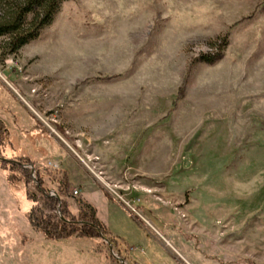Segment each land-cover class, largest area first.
Instances as JSON below:
<instances>
[{
    "label": "rangeland",
    "instance_id": "obj_1",
    "mask_svg": "<svg viewBox=\"0 0 264 264\" xmlns=\"http://www.w3.org/2000/svg\"><path fill=\"white\" fill-rule=\"evenodd\" d=\"M225 35L220 57L199 60ZM0 121L6 157L68 173L74 212L79 197L100 213L103 192L121 201L145 264H187L159 230L183 227L189 200L204 218L232 219L264 263V0H64L37 38L0 57ZM21 184L0 163V264H37L38 236L79 264L68 248L86 239L35 233ZM193 250L209 261L197 264L217 263Z\"/></svg>",
    "mask_w": 264,
    "mask_h": 264
},
{
    "label": "trees",
    "instance_id": "obj_2",
    "mask_svg": "<svg viewBox=\"0 0 264 264\" xmlns=\"http://www.w3.org/2000/svg\"><path fill=\"white\" fill-rule=\"evenodd\" d=\"M63 1L0 0V37L5 38L0 45V57L17 54L22 46L37 38L40 31L51 24ZM227 44V35L218 37L210 43L214 53L201 54L199 60L213 62L222 55ZM7 137L8 130L0 121V163L9 166L10 171L20 177L22 197L28 202L24 216L35 232L56 242L73 237L97 239L100 244L106 243L107 240L118 256L128 260L129 264H137L129 255L126 241L114 236L107 229L99 220L97 210L91 203L79 197L76 199L77 211L71 209L70 200L74 195L69 191L71 181L67 172L57 170L59 176L51 174L47 167H35V163L26 155L9 159L4 154L10 142ZM48 175H52L51 180L57 182L54 195L51 194ZM21 240H24L23 236ZM110 257L117 260L113 255Z\"/></svg>",
    "mask_w": 264,
    "mask_h": 264
},
{
    "label": "crops",
    "instance_id": "obj_3",
    "mask_svg": "<svg viewBox=\"0 0 264 264\" xmlns=\"http://www.w3.org/2000/svg\"><path fill=\"white\" fill-rule=\"evenodd\" d=\"M103 193L101 197L103 205L105 206L103 213H100L98 208L94 204H92L90 200H88V198L87 201L96 208L99 220L107 227V229L114 236L123 238L127 244H130V257L135 260L137 264H145V259L141 258V255L144 256L146 254L142 246L146 241L145 236L143 235V233H141V235H138L136 239L134 238L135 235L140 231L139 227H136V224L134 222H136L138 225L139 222L135 219L134 215H131V212L121 203V201H118L114 197L107 196L105 192ZM191 202L192 201L189 200V202L185 206H183V208L187 210V213L185 212V218L181 219V221L184 223L183 227H179L182 228L181 230L179 228L178 230L174 228V221H170L169 223L166 222L165 224L159 221L164 229L165 234H163V232L158 229L161 232L160 235L164 237L167 243H171L176 250L182 253L184 259H186L187 264L209 263L208 260H204V262H201L202 260L199 261L196 259L197 256L194 254L195 250H193V247L195 246L196 250L200 253H204L205 256H213V261L217 262L215 264H264L262 263L263 261L261 259H255L256 257L253 254L256 250L255 241L251 237L248 238V235L246 233L245 235L238 234V226L236 223L231 221L232 219H230V222L228 221V219H224L221 217H214L213 219L204 218L193 209L189 210ZM150 213L153 214L152 212ZM128 214L133 221L127 217ZM157 218L158 217H156V219ZM245 227L246 226L243 225L241 228L247 232ZM42 237H44L47 241L56 244H61L63 242L49 240L43 235ZM30 239L31 237H27V239L24 238L23 242H28ZM37 240H39L38 242L42 247H40L36 253V250L33 251L35 253L34 260L33 257L29 255L30 257L28 258L29 261L27 263L64 264L62 263L63 258L61 254V252H63L64 250V247L62 248V246H58L60 248L59 249L57 248V246L50 245L49 243L45 242L43 238L39 236ZM155 240L163 246V244L158 241V239ZM28 243L32 244V239ZM97 244V239H86V244L83 249L71 247L70 249L68 248V250H70L69 253L78 258L76 261L79 264H110L113 263L112 261L114 260L110 257V255H113L116 259L117 257H120L114 252V250L113 253L108 254L104 250V248L98 246ZM52 250L55 251L53 253L54 259L51 258ZM43 254L44 257L45 255H48V258H43ZM124 263L129 264L130 262L124 259ZM168 263L183 264L182 261H179L173 255H171L170 260L166 261L164 264Z\"/></svg>",
    "mask_w": 264,
    "mask_h": 264
},
{
    "label": "water",
    "instance_id": "obj_4",
    "mask_svg": "<svg viewBox=\"0 0 264 264\" xmlns=\"http://www.w3.org/2000/svg\"><path fill=\"white\" fill-rule=\"evenodd\" d=\"M105 242L108 244V246H109V248H110V250H111V253H113V247H112V245L109 244V243L107 242V240H105ZM115 256H116V255H115ZM116 257H117V256H116ZM117 259L119 260L120 264H124V259H123V258L117 257Z\"/></svg>",
    "mask_w": 264,
    "mask_h": 264
},
{
    "label": "built area",
    "instance_id": "obj_5",
    "mask_svg": "<svg viewBox=\"0 0 264 264\" xmlns=\"http://www.w3.org/2000/svg\"><path fill=\"white\" fill-rule=\"evenodd\" d=\"M74 192L77 193V191H74ZM120 198H122V197H120ZM127 205L130 207V210H131V211L137 213L136 210H135L132 206H130L129 204H127Z\"/></svg>",
    "mask_w": 264,
    "mask_h": 264
}]
</instances>
